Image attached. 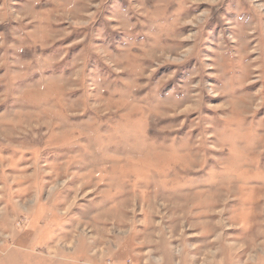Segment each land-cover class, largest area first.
<instances>
[{"label": "rangeland", "instance_id": "obj_1", "mask_svg": "<svg viewBox=\"0 0 264 264\" xmlns=\"http://www.w3.org/2000/svg\"><path fill=\"white\" fill-rule=\"evenodd\" d=\"M0 264H264V0H0Z\"/></svg>", "mask_w": 264, "mask_h": 264}]
</instances>
